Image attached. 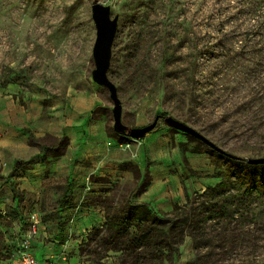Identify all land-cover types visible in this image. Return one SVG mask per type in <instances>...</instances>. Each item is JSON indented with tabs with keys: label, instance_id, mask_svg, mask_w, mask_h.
Masks as SVG:
<instances>
[{
	"label": "rangeland",
	"instance_id": "1",
	"mask_svg": "<svg viewBox=\"0 0 264 264\" xmlns=\"http://www.w3.org/2000/svg\"><path fill=\"white\" fill-rule=\"evenodd\" d=\"M98 1L119 17L109 77L118 88L123 122L141 127L167 112L237 156L221 154L159 120L174 145L182 142L180 159L188 167L191 194L173 210L200 208L203 182L220 177L235 183L226 212L209 219L201 236L187 232L179 254L165 264H264V164L246 161L264 157V0ZM93 2L0 0V85L19 87L22 102L36 101L53 113L74 96L96 94L101 101L93 118L103 119L109 134L117 135L110 91L93 80ZM129 169L132 175L112 184L109 197L97 200L76 189L70 202L92 198L88 201L99 203L105 216L127 211L129 200L150 180L138 166ZM0 199V260L23 264L36 210L21 208L24 195L12 186L2 189ZM223 200L216 204L224 206ZM57 203L53 199L45 210ZM42 221L49 233L32 237V253L39 238L61 256L59 264H119L120 252H94L98 243L88 236L95 225L66 240L59 233L51 237L48 218ZM68 225L56 223L59 230Z\"/></svg>",
	"mask_w": 264,
	"mask_h": 264
},
{
	"label": "crops",
	"instance_id": "2",
	"mask_svg": "<svg viewBox=\"0 0 264 264\" xmlns=\"http://www.w3.org/2000/svg\"><path fill=\"white\" fill-rule=\"evenodd\" d=\"M20 91L19 87L0 85V196L5 186L22 193L24 200L19 206L34 208L41 220L47 217L51 237L58 238L59 233L66 240H74L94 225L104 224L107 219L103 207L88 200L109 197L112 184L132 175L130 165L138 166L141 174L150 175V182L134 201L148 203L162 212H170L175 204L187 201L191 194L185 181L188 167L180 159L179 144L172 143L170 130L159 128L139 140L111 135L103 119L93 118V111L101 101L96 94L74 96L53 113L36 101L22 102L17 95ZM30 134L42 144L46 143L47 136L57 140L67 137L69 143L65 153L55 157L47 155L40 145L32 144ZM179 137L183 141L180 134ZM19 161L31 164L15 172ZM217 178L214 183L203 182L199 187L214 186L221 181ZM76 189L92 198L80 204L70 202ZM53 199L58 203L45 210ZM56 223L69 225L59 230ZM43 232L46 236L49 233L46 227ZM51 248L43 239L33 241V254L40 260L50 258L59 264L61 256L53 254ZM0 264L20 263L10 259L0 260Z\"/></svg>",
	"mask_w": 264,
	"mask_h": 264
},
{
	"label": "trees",
	"instance_id": "3",
	"mask_svg": "<svg viewBox=\"0 0 264 264\" xmlns=\"http://www.w3.org/2000/svg\"><path fill=\"white\" fill-rule=\"evenodd\" d=\"M159 115L168 116L167 112H161ZM158 129L157 125L152 132ZM117 136L131 139L120 133H117ZM46 138V143L42 144L40 139L30 134V142L40 145L47 155L58 157L65 153L69 143L67 137L62 140L52 136ZM30 164V161H19L15 172ZM221 177L223 178V175ZM149 182L150 180L143 185L141 191ZM234 184L232 180L221 179L216 185L207 186L201 194L203 200L198 209L177 206L171 212H161L148 203L129 200L127 211L108 214L107 221L101 227H93L88 238L98 243L94 252H120L119 264H165L166 261H172L174 255L179 254V245L184 242L187 232H198L201 236L209 219L226 212L225 208L229 206L227 197L231 194ZM218 198L224 199V206L216 204Z\"/></svg>",
	"mask_w": 264,
	"mask_h": 264
},
{
	"label": "water",
	"instance_id": "4",
	"mask_svg": "<svg viewBox=\"0 0 264 264\" xmlns=\"http://www.w3.org/2000/svg\"><path fill=\"white\" fill-rule=\"evenodd\" d=\"M92 16L96 26V40L93 47V56L95 60V69L93 71V80L110 91L111 98L114 103L113 117L114 130L117 133L124 134L129 138L139 140L145 138L152 132L159 123L161 118L165 123L176 130L184 132L197 140H200L213 150L226 156L236 158L234 154L228 152L208 136L187 124L186 122L175 118L174 116L157 115L155 119L141 127H128L122 120L123 106L118 94L116 84L109 77V69L111 66L113 44L118 30L119 17L112 16V10L109 5H105L98 0H94L92 4ZM250 164H264V157L246 158Z\"/></svg>",
	"mask_w": 264,
	"mask_h": 264
},
{
	"label": "built area",
	"instance_id": "5",
	"mask_svg": "<svg viewBox=\"0 0 264 264\" xmlns=\"http://www.w3.org/2000/svg\"><path fill=\"white\" fill-rule=\"evenodd\" d=\"M31 222V236L26 240V250L23 252L22 262L23 264H56V261L49 259L46 261L40 260L36 255L30 251L31 239L35 234H39L44 231L45 227L37 212H32L30 216Z\"/></svg>",
	"mask_w": 264,
	"mask_h": 264
}]
</instances>
